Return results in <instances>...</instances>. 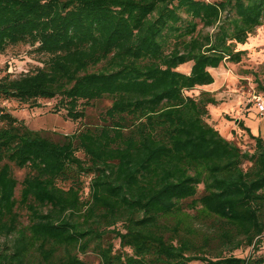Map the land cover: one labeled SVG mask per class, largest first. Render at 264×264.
<instances>
[{"label":"trees","instance_id":"obj_1","mask_svg":"<svg viewBox=\"0 0 264 264\" xmlns=\"http://www.w3.org/2000/svg\"><path fill=\"white\" fill-rule=\"evenodd\" d=\"M263 17L264 0H0V55L41 63L1 75L0 100L58 98L79 124L54 140L0 108V264H264V139L242 120L252 151L223 137L203 89Z\"/></svg>","mask_w":264,"mask_h":264},{"label":"rangeland","instance_id":"obj_2","mask_svg":"<svg viewBox=\"0 0 264 264\" xmlns=\"http://www.w3.org/2000/svg\"><path fill=\"white\" fill-rule=\"evenodd\" d=\"M237 48L246 51L240 63L225 62L211 71L214 83L209 86L208 91L215 95L218 104L209 106L208 121L223 137L232 140L243 150L252 151L254 141L237 126V122L242 120L254 134H259L264 139V115L259 114L258 109L259 103L264 105V95H258L262 92L256 81L258 80L264 86V17L262 25L256 28L245 44L238 45ZM39 58V55L32 52L28 45L8 47L0 55V76L5 72L17 76L34 70L41 66ZM181 68L187 70L186 66ZM199 91L200 89H195L188 94L196 95ZM57 101L58 98L41 100L40 107L30 108L27 104L16 100H0V108L23 120L29 128L59 140L63 135L74 132L79 124L68 119L63 108L55 111ZM107 104L108 101H103L93 105L88 109L89 115L94 117V114ZM13 172L18 180H21L25 174V170L21 169L14 168ZM22 220L25 222L26 218ZM261 240L258 253L264 255V235ZM251 251V247H241L233 254L246 257ZM88 260L90 264H98V260L92 255H88ZM191 264L200 263L192 262Z\"/></svg>","mask_w":264,"mask_h":264},{"label":"built area","instance_id":"obj_3","mask_svg":"<svg viewBox=\"0 0 264 264\" xmlns=\"http://www.w3.org/2000/svg\"><path fill=\"white\" fill-rule=\"evenodd\" d=\"M260 97V96H259ZM258 97V98H259ZM263 103H259L258 105V109H259V114L264 115V105H262Z\"/></svg>","mask_w":264,"mask_h":264},{"label":"crops","instance_id":"obj_4","mask_svg":"<svg viewBox=\"0 0 264 264\" xmlns=\"http://www.w3.org/2000/svg\"><path fill=\"white\" fill-rule=\"evenodd\" d=\"M182 67H183V66H182ZM186 67H187V69H188V66H186ZM181 69H183V68H181ZM212 70H213V69H210V71H212ZM213 83H214V82H213ZM213 83H212V84H213ZM212 84H210V85H212ZM210 85L204 86L203 89H204V90H209V86H210ZM244 119H245V118H244ZM248 125H249V124H248ZM248 127H249V126H248ZM250 130H251V129H250ZM251 132L253 133L252 130H251ZM253 134H254V133H253Z\"/></svg>","mask_w":264,"mask_h":264}]
</instances>
